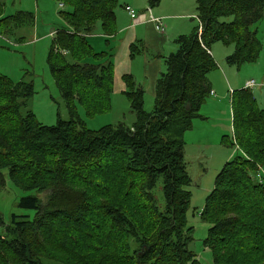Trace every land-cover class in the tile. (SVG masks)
Instances as JSON below:
<instances>
[{
	"label": "trees",
	"instance_id": "trees-1",
	"mask_svg": "<svg viewBox=\"0 0 264 264\" xmlns=\"http://www.w3.org/2000/svg\"><path fill=\"white\" fill-rule=\"evenodd\" d=\"M57 1L67 8L61 14L66 27L52 35L46 63L69 121L57 119L48 127L31 113L21 116L24 101L34 95L33 83H15L0 74V190L7 170L18 189L49 194L43 205L36 197L19 201L21 209L34 211L32 220L12 215L5 224L0 217V264L56 262L44 245L61 240L71 252H83L85 238L97 241L92 257L85 259L94 264H196L189 250L191 179L184 136L193 121L201 119L199 111L211 93L208 75L217 69L211 47L233 46L225 59L229 66L239 68L259 59L261 43L252 27L264 16V0H195L200 37L195 27L175 40L177 52L164 60L166 72L154 87L152 112L144 110L142 89L125 76L124 96L135 122L97 131L86 129L77 107L87 117L110 110L113 67L109 51L95 53L87 37L97 24L104 37L114 36L117 3ZM161 1L147 4L156 8ZM33 24L28 12L5 16L0 2V34L12 26L16 30ZM230 97L239 152L223 165L205 200L202 222L210 228L203 246L210 250L213 264H264V184H256L249 174L255 164L264 168V108H258L248 88ZM222 144L233 147L227 137ZM113 159L115 164L102 176L104 165ZM120 185L127 191L117 205L110 202L109 189ZM131 208L133 213L127 211ZM94 211L101 217L88 226ZM65 221L72 227L65 229ZM62 261L74 264L73 258Z\"/></svg>",
	"mask_w": 264,
	"mask_h": 264
},
{
	"label": "rangeland",
	"instance_id": "rangeland-1",
	"mask_svg": "<svg viewBox=\"0 0 264 264\" xmlns=\"http://www.w3.org/2000/svg\"><path fill=\"white\" fill-rule=\"evenodd\" d=\"M115 1L117 3L115 11L119 14L122 13L125 15L123 9L126 5H129L138 15L143 14V11L146 12L147 10L146 5L148 0ZM0 2L4 5L5 16L13 15L19 11L28 12L34 16L33 26L25 25L16 30L14 29L15 26H12L11 29H6L7 34H0V74L15 83L20 81L33 83L34 95L31 99L24 101L21 116L25 117L27 112L31 113L35 116L39 124L48 127L54 126L57 119L64 122L69 121L65 104L53 82L46 63L47 55L53 40L52 33L62 30L65 27L61 14L64 10H67V8H60L57 0H0ZM193 8L195 9V6H193ZM192 13L194 15L196 14V11L193 10ZM126 19L129 22L130 18L128 19L126 16ZM195 19H192L193 23H196ZM162 24L165 29L163 22ZM97 26H99L100 30V24H97L95 27ZM252 30L256 32V37L261 43V52L256 63L244 65V67H242V74H248L249 77L251 76L252 79H254L257 85H255L254 88H249V90H254V92L255 90L258 91L257 95L255 94L257 106L259 109H263L264 86L262 88H259V86L261 79L264 76V16L256 25L252 27ZM217 44L218 45L213 47V52L216 61H222V65L220 66L222 70L220 71V69L217 68L215 71L210 73L212 74L210 78H214V84L219 91L221 88V90L227 92L228 86L226 81H229V85H231V87L236 88L235 86L237 81L235 80V73L238 71V68L227 65L226 61L223 63V55H221V53L228 50L233 52V46L223 45L221 43ZM55 51L56 50L54 49V52ZM224 66H226L225 68H231L229 73L223 70ZM233 72V81L235 80V83H233L230 79V74ZM252 81L253 80H250L247 83ZM246 86L247 85H245V88H247ZM113 90L114 95L118 94L119 90L114 84ZM230 90L231 89L227 92L229 96L231 93ZM259 91L261 92L260 95ZM77 110L78 115L84 122L86 129L90 131H97L105 126L115 127L119 123L125 124L126 127H131L135 122V115L131 112L129 103L124 95L114 96L110 110L93 117H87L85 110H83L80 106L77 107ZM144 110L147 113L152 112L153 98H149L148 96L144 97ZM200 124L201 123L198 121H195L193 124V131L184 136V142L187 145L185 164L187 173L191 179V184L187 187V190L191 193L190 207L187 212V224L193 229V239L189 245V250L196 255V264H213L210 250L203 246V242L207 237L210 226L202 222L204 219L201 212L206 198L213 189L215 178L221 170L220 165L222 166L224 163L220 164V162L216 160L212 164H207V161H204L203 159L197 160V157L192 154L195 151V141L198 137H200L203 131L207 132L206 138L211 141L213 139L210 138H215L217 131L223 130L226 137L231 139L233 148L236 149V152H239V150L237 149L235 138L233 136V128V137H231L227 111L225 116L218 115L216 118H212L209 123L203 125V127H205L203 131L202 125ZM212 149L213 154L217 156L221 154L219 152L220 149L217 147ZM115 162L116 159H113L111 164L107 163L104 165L101 175L105 177L104 173L111 168ZM254 166L255 170H252L249 173L251 179L256 184H264V176L262 175L264 168L258 164H255ZM3 176L5 180V187L0 190V217L3 218L5 224L10 223L12 215L27 217L29 220H32L34 217V211L21 209L18 205L19 201L25 197H36L43 205L48 201L49 194L47 192L38 191L26 192L18 189L10 182L7 170L3 171ZM86 179L87 178L84 180ZM121 188L122 185L116 186L115 189H109L112 196L110 202L120 205V201L125 199L124 196H126L125 192L127 191V188ZM95 192L97 191L93 190V194H95ZM131 209H128L127 211L129 213H133L134 210ZM100 214V212L94 211L92 218L88 221V226L90 223L95 221L97 222V220L93 218L101 217ZM69 226L72 227L68 221H65L64 228L69 229ZM93 233H97L96 229L93 230ZM0 234H4V229L0 230ZM65 236L69 237L67 235ZM60 241H57L56 244L44 245L45 250L52 251L55 259H58L56 262L45 260V264H63L62 260H68L69 258H73L74 264H80L78 261H83L86 264H94L85 260L86 258L92 257L90 254H92L97 242L94 241V238H85L83 252L78 250L71 252L68 246H66L67 243L60 245ZM127 241L130 245H132V241ZM81 242L84 244V241ZM46 251L45 254H47ZM62 252H66L68 255L61 254ZM76 254H80V256L75 257Z\"/></svg>",
	"mask_w": 264,
	"mask_h": 264
},
{
	"label": "crops",
	"instance_id": "crops-1",
	"mask_svg": "<svg viewBox=\"0 0 264 264\" xmlns=\"http://www.w3.org/2000/svg\"><path fill=\"white\" fill-rule=\"evenodd\" d=\"M59 5L60 4H58V6ZM193 6H195V9ZM125 7L130 6L126 5ZM146 8L147 10L146 12L143 11V14L138 15L135 13L137 16H135V20L133 19L134 21L129 19L128 14L123 9L125 15L129 19V22L125 15L114 11L116 33L113 37H104L99 30V26L95 27V32L87 37V42L95 53L109 51L108 54L110 55V58L108 60L113 67V84L119 90L118 94L115 95L114 90H112L111 105L114 96L124 95L126 91V87L123 82V77L125 76H131L133 78L135 85L144 92V97L148 96L149 98L154 99V87L156 81L162 74L166 72L164 60L169 55L175 54L177 52L178 47L175 44V40L180 36L190 35L193 29L197 27V23H193L192 21V19H195L196 16V14L193 15L192 13L193 10L196 11V4L194 0H162L158 7L150 8L147 4ZM151 18H162L161 20L165 25L164 34L157 33L154 30L153 25L148 23V20ZM55 33L56 32H53L52 34L54 35ZM215 45L218 44H214L211 47L210 54L217 64V68H219L221 71L222 69L220 66L222 65V61L217 62L213 52V47ZM131 47H134L132 52ZM231 53V50L221 53V55H223V63L226 57ZM244 65L240 66L238 71L235 73V80L237 81L235 86L236 88L231 87V85H229V81H226L228 90H242L245 88V85L248 84V81H254V79H252L251 76L249 77L248 74H242V67H244ZM225 67L226 66L223 67V70L229 73L231 68L228 66V68ZM211 75L212 74L208 75V79L213 95H209V98L201 107V119H196L195 121L201 123L200 125H202L203 131L205 129L203 125H206L212 120V118H216L218 115L225 116L227 111L230 133L231 137H233L231 109L232 97L227 94L228 90L225 92L224 90H221V88L220 91L216 88L214 84V78H210ZM233 76L234 72L230 74V79L232 81ZM235 80L233 83H235ZM263 86L264 76L261 79L259 88H262ZM260 91L259 95L261 93ZM251 92L255 98V94L257 95L258 91L255 90L254 92V90H252ZM195 121H193V124ZM193 127L194 125H192L191 131L187 132L186 134L191 133L193 131ZM206 137L207 132L203 131L200 137H198L195 141V151L192 155L196 156L197 160L203 159L204 161H207V164H212L214 161L218 160L220 164H225L237 155L238 152H236L235 148L225 147L222 144L223 137H226L223 130L217 131L216 137L210 138L213 139L211 141ZM214 147L220 149V155L217 156L213 154L212 148ZM186 155L187 145L185 144V158ZM223 165H220V168H222Z\"/></svg>",
	"mask_w": 264,
	"mask_h": 264
},
{
	"label": "built area",
	"instance_id": "built-area-1",
	"mask_svg": "<svg viewBox=\"0 0 264 264\" xmlns=\"http://www.w3.org/2000/svg\"><path fill=\"white\" fill-rule=\"evenodd\" d=\"M59 7H60V8H63L64 6H63L62 4H60ZM124 10H125V12L128 14V16H129V18H130L131 20L135 19V13H134V11H133L130 7H125ZM161 19H162V18H151V19L148 21V23H150V24L153 25L154 30H155L157 33H159V34H164L165 29H164V27H163V25H162ZM195 20H196L197 27H198L197 36H198V38H199V37H200V34H201V28H202V27H201V22L198 21L197 19H195ZM62 53H63V55L66 54V52H62ZM254 84L257 85V84L255 83V81H252V82L248 83L246 87H253ZM230 92L233 94L234 91H233V90H230ZM210 95H213V94L210 93ZM262 175L264 176V172H262ZM262 181H263V179H262ZM260 182H261V181H260Z\"/></svg>",
	"mask_w": 264,
	"mask_h": 264
},
{
	"label": "bare ground",
	"instance_id": "bare-ground-1",
	"mask_svg": "<svg viewBox=\"0 0 264 264\" xmlns=\"http://www.w3.org/2000/svg\"><path fill=\"white\" fill-rule=\"evenodd\" d=\"M132 10H133V9H132ZM133 11H134V10H133ZM134 13H135V11H134ZM135 16H136V14H135ZM148 21H149V20H148ZM161 22H162V20H161ZM254 86H255V84H254ZM254 86H253V87H254ZM253 87H247V88L249 89V88H253ZM211 93H212V92H211ZM212 94H213V93H212Z\"/></svg>",
	"mask_w": 264,
	"mask_h": 264
}]
</instances>
